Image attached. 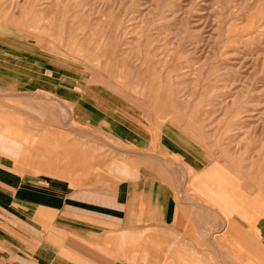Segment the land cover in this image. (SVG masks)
<instances>
[{"label": "rangeland", "instance_id": "374dc122", "mask_svg": "<svg viewBox=\"0 0 264 264\" xmlns=\"http://www.w3.org/2000/svg\"><path fill=\"white\" fill-rule=\"evenodd\" d=\"M0 65L21 66V94L39 95L37 103L0 97V112L16 106L29 123L37 105L61 129L76 100L90 109L111 100L119 118L144 120L154 134L139 149L182 175L212 160L264 222V0H0ZM69 126L85 127L74 118ZM154 228L134 232V264H158L146 261L158 246ZM262 228L260 248L255 239L229 248L244 261L214 264H264Z\"/></svg>", "mask_w": 264, "mask_h": 264}, {"label": "crops", "instance_id": "0c3cea01", "mask_svg": "<svg viewBox=\"0 0 264 264\" xmlns=\"http://www.w3.org/2000/svg\"><path fill=\"white\" fill-rule=\"evenodd\" d=\"M18 67L0 65V97L37 103L38 94H21ZM112 103L100 97L90 109L76 100L61 129L37 105L29 123L16 106L14 115L0 112V264H134V232L154 227L158 246L147 250L148 263H240L244 255L230 258V247L244 250L254 239L261 247L264 222L247 212L235 176L212 160L192 162L188 175L167 170L158 154L139 149L155 144L149 126L123 121ZM73 118L85 127H70ZM215 246L227 249L226 259Z\"/></svg>", "mask_w": 264, "mask_h": 264}]
</instances>
